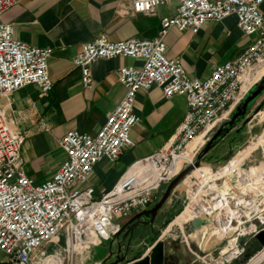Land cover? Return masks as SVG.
<instances>
[{"label": "built area", "instance_id": "obj_1", "mask_svg": "<svg viewBox=\"0 0 264 264\" xmlns=\"http://www.w3.org/2000/svg\"><path fill=\"white\" fill-rule=\"evenodd\" d=\"M21 1L0 0V264H37L38 253L47 245L60 251L67 264H76L91 248L116 236L133 216L149 209L182 170L202 158L199 154L206 141L224 127L262 79L264 73L255 67L264 65V0H122L145 15H155L164 5H173L175 11L162 17L161 29L153 38L113 41L103 33L83 44L73 61L85 88L91 86V65L98 59L133 57L142 64L118 69L125 93L97 134L72 129L58 139L66 158L42 182L29 175L27 134L2 103L28 85L37 86L42 96L53 87L49 72L52 48L16 38L13 25L3 19ZM230 16L255 40L237 58L215 64L209 76H191L180 56L168 54L165 38L170 28L197 34L207 22L219 23ZM153 86L160 87L167 98H186L187 110L174 137L132 164L110 189L98 195L90 185L95 165L104 158L116 163L135 145L131 130L138 121L136 94ZM43 129L49 131L46 125ZM199 136L204 143L192 152L191 144ZM218 180L216 188L225 193L202 195L209 207L202 221L221 235V243L225 241L217 258L230 264L247 255L250 239L264 231V184L243 171L238 173L239 184L226 179L222 187ZM58 260V255H52L44 262L62 264ZM259 264H264V258Z\"/></svg>", "mask_w": 264, "mask_h": 264}, {"label": "crops", "instance_id": "obj_2", "mask_svg": "<svg viewBox=\"0 0 264 264\" xmlns=\"http://www.w3.org/2000/svg\"><path fill=\"white\" fill-rule=\"evenodd\" d=\"M174 11L173 5H164L155 15H145L134 12L131 3L122 0H22L3 14L4 21L13 25L16 38L30 45L50 47L53 50L49 58L53 87L47 95L42 96L37 86L28 85L2 100L5 108L13 114L20 128L27 134L30 156L27 170L36 182L50 179L65 160L66 154L58 146V139L72 129L90 135L97 134L108 115L121 101L125 87L118 81V69L121 66L142 64L140 59L133 57L98 59L91 65V86L85 88L81 81V71L73 61L83 44L103 33L113 41L132 37L153 38L161 29L162 17L171 15ZM262 11L264 13V3ZM165 39L170 56H180L191 76L205 78L215 64L237 58L255 40V36L245 35L237 26L235 16H230L219 23L207 22L197 34L172 27ZM255 70L264 73V65H257ZM260 83L264 85V75L247 95ZM263 98L264 92L250 104L248 114ZM186 110V98L182 95L167 98L158 86H153L147 92H138L135 102L138 121L131 130L135 145L126 149L116 163L104 158L95 165L90 185L95 188L96 193L100 195L110 189L132 164L172 140ZM44 125L49 127V131L43 129ZM235 127L216 139L212 138L213 144L209 151L214 150L228 135L229 148L235 137ZM257 129H246L237 141L242 136L245 138L251 133L256 134ZM255 140V148L263 144L264 129ZM243 153L239 156L244 155ZM216 154L218 155L209 156L212 161H216L224 152L217 151ZM246 156L236 162L233 160L230 166L224 168V173H228L231 166L240 164ZM39 174L44 176L41 180ZM207 192L211 193V188ZM192 199L204 202L202 187L196 190ZM153 232L154 224L138 228L123 264L140 260L150 253L154 243ZM127 236L130 240L128 231ZM114 242L117 243V240L112 241L111 246ZM127 246L124 248L119 243L111 260L120 253L123 254ZM138 248H141V253L133 254V249ZM217 249L221 253L220 240L210 248V252ZM106 257L99 256L94 262L103 264ZM166 262L171 264L167 255ZM206 264L209 263L206 261Z\"/></svg>", "mask_w": 264, "mask_h": 264}, {"label": "rangeland", "instance_id": "obj_3", "mask_svg": "<svg viewBox=\"0 0 264 264\" xmlns=\"http://www.w3.org/2000/svg\"><path fill=\"white\" fill-rule=\"evenodd\" d=\"M235 128H237V126ZM263 129H264V124L260 129H257L256 134L251 133L247 135L245 138L242 136V138L236 141L234 144L233 156L227 161H222L221 163H219L218 161H212V159L209 156L218 155L216 154L217 151L220 153L224 152L225 154L229 150L230 148V147L228 148L229 135L225 137L223 139V142H221L217 147H215L214 150L208 151L205 154L204 150L212 139L206 141L199 155L203 156L202 158H200V160H205L208 163L200 167L205 168V171L209 177L216 175L217 174L216 171L219 170L223 165L225 166L230 160L235 159L240 153L244 152L247 148H249V146L253 143V141L261 134ZM222 133L223 134L226 133L224 131V127H223L221 134ZM203 143H204V139L202 140L200 145H202ZM261 149L264 151V141L260 147H257L255 152ZM255 152L250 153L246 156L249 159L248 160L246 159V162L242 164L240 168L241 172L242 171L245 172L250 169V165L255 161V157H254ZM213 163L215 165H213ZM209 165H213L212 168ZM241 172H239L238 170H235L230 175L224 176L221 179H219L217 183H219L220 186L225 187L226 182H224V180L227 179L232 184H239L238 173H241ZM39 175H40L39 179L41 180L44 176L42 174H39ZM199 183L202 184V195L209 194L207 192L208 191L207 185L200 179L197 173L194 174L192 171L174 189L168 201L164 204L162 209L159 211L160 213L158 217H156L154 220V223H153L154 224V232H153L154 234L152 235L153 236L152 241L155 242L159 238L164 240L165 245H166L165 246L166 255H167L168 260L171 262V264H189L191 263V261L200 260V258L198 257L195 258L193 253L196 254L197 256L203 257L204 258L203 261L205 262L207 261L209 264H220L216 262L217 256L220 254L219 249L214 250L213 253L210 252V248L216 242H218L217 235L213 233V235L210 236V233L212 231L208 227H205V219H204V222H202V224L198 227L192 224L191 219L189 217H180L176 219L175 221H173L175 217L180 213L179 212L173 218V220H171L168 224H166L167 219L172 214H174L179 209H181V211L183 210L185 204L187 203L188 195L191 193L190 198H192L196 190L201 188V184ZM162 194L163 193H161V195ZM161 195L155 199L152 205L155 204V202L161 197ZM170 199H172V201H170ZM203 200H204L205 206H207V200L205 198H203ZM143 220L149 221V218L145 216L143 217ZM128 236H127V232L121 233L119 235L116 234V236H114L110 240L104 241L101 245L91 248L89 250L88 256L86 258H83L82 260H78L76 264H96V262L94 261L99 256L100 257L108 256L110 255V251L113 252V254H115V249L117 248L119 243L124 248L128 245L127 244L129 242ZM115 239L117 240V243L114 242L113 246H111L112 241H115ZM221 245L223 249V246L225 245V241L221 243ZM260 247H261V244L259 243L258 239L252 238V242L250 239L248 246H247V255H245L243 258H240L239 259L240 261L237 262L236 264H244L245 259L248 258L255 251H257ZM141 251H142L141 248H138V249H133L132 252L133 254H137L138 252L141 253ZM52 255H58V257L62 261V264H67L66 261L63 260V255L61 254V252L57 251L56 248L53 247L52 245H47L44 248H42L40 252L38 253V256L35 261L39 262L37 264H46L44 260H48L49 258L52 257ZM2 257H3V254L0 252V258ZM60 260H58V263H61Z\"/></svg>", "mask_w": 264, "mask_h": 264}, {"label": "water", "instance_id": "obj_4", "mask_svg": "<svg viewBox=\"0 0 264 264\" xmlns=\"http://www.w3.org/2000/svg\"><path fill=\"white\" fill-rule=\"evenodd\" d=\"M264 92V85L262 83H260L258 85V87L253 90L249 95L246 96V98L244 99V101L241 103L240 106H238V108L235 110V112L233 113L231 119L228 121V125L229 128L228 130H226L227 132L233 128L234 126H237L236 130H235V137L233 139V143L230 145L229 150L222 155L220 158H217L216 161L222 162V161H227L228 159H230L233 154H234V144L237 141L238 137L241 135V133L243 131H245L246 129H257V128H261L264 124V98L261 102H259L257 104V106H255V108L248 114V108L250 106V104L252 102H255L256 99L262 95ZM256 119V120H255ZM223 128H221L217 134H215V136L213 137V139H216L220 136L221 132H222ZM225 131V132H226ZM213 142L210 141L208 143V146L205 148L204 153H207L211 146H212ZM255 161L254 163H259L261 160H263V153H262V149L258 150L255 152ZM208 162L205 160H200V158L192 165L188 166L187 168H185L184 170H182L166 187L165 190L163 191V194L161 195V197L155 202V204L143 211L140 212L138 214H136L135 216H133L130 220H128L122 227V229L117 233V235H119L121 233V231L132 221H134L135 219H138L142 216H147L149 218V222L150 224L154 223V220L158 214V212L162 209V207L164 206V204L168 201L169 197L171 196V194L173 193L174 189L179 185V183H181V181L190 173L192 172L195 168L200 167L202 165L207 164ZM184 197V196H183ZM202 219L201 220H196L193 225L198 227L202 224ZM133 235L134 233L131 232L130 233V240H129V245L127 246L126 251L123 254H119V256H117V258L112 259L113 257V252L110 253L109 256H107L105 258V260L103 261V264H123L124 261L126 260V256L127 253L130 250V243L133 239ZM256 238L260 241L261 243V247L255 251L253 254H251L248 258L245 259V263L244 264H248L249 261L256 256L260 251L263 250L264 248V231H261ZM121 248V247H120ZM193 253V252H192ZM193 255L195 256V258H197V255L193 253ZM128 264H167L166 262V251H165V242L162 239H157L154 243L153 246L151 248V251L149 254H147L146 256H144L143 258H141L140 260H137L135 262L132 263H128ZM189 264H206L205 261L203 260H195V261H191V263Z\"/></svg>", "mask_w": 264, "mask_h": 264}, {"label": "bare ground", "instance_id": "obj_5", "mask_svg": "<svg viewBox=\"0 0 264 264\" xmlns=\"http://www.w3.org/2000/svg\"><path fill=\"white\" fill-rule=\"evenodd\" d=\"M203 139L204 138L202 136H199L198 138H196V140L191 144L190 150L192 152L197 150L201 146L200 143L202 142ZM256 146H257V143L255 140V143H253L251 146H249L247 151L245 150L246 151L245 154L242 152L244 155H241V156L238 155L235 159H233L234 162H236L239 158L246 156L247 154L253 153L257 149V148H255ZM246 159L248 160L249 158L246 157L245 160H243L240 164H236V165L231 166L228 173H224L223 170L225 167L230 166V164L233 160H230L225 166H222L221 169L217 170L216 173L219 172V174H216L212 177H209L205 171V168H201V167L195 168L193 170V173L194 174L197 173L199 175L200 179L207 185V188L208 189L211 188V192H215V193L217 192L219 194H224L225 193L224 191H220L219 189L216 188V180H218L224 176L230 175L235 170H238L239 172H241L240 168H241L242 164L246 162ZM245 175H246V177L251 178L253 180L262 181L264 184V161L261 160L259 163H252L250 165V169L248 171H245ZM199 184H201V183H199ZM201 187H202V184H201ZM190 194L188 195L187 203L185 204L183 210L175 217V219L173 221H175L176 219H178L180 217H189L191 219L192 224H193L196 220H201L202 217L204 216V214L207 211H209L208 205L205 206L204 202L201 203V202L194 201L192 198H190ZM207 203H208V201H207ZM213 233H215V232L212 231L210 233V236H212ZM220 238H221V235L217 236L218 241L220 240ZM263 258H264V250L260 251L256 256H254L249 261L248 264H259ZM216 262L220 263V264L223 263L222 259H220V258H217Z\"/></svg>", "mask_w": 264, "mask_h": 264}, {"label": "flooded vegetation", "instance_id": "obj_6", "mask_svg": "<svg viewBox=\"0 0 264 264\" xmlns=\"http://www.w3.org/2000/svg\"><path fill=\"white\" fill-rule=\"evenodd\" d=\"M225 126V125H224ZM142 216L138 219H135L134 221H132L131 223H129L122 231L121 233L127 232L129 231V233L133 232L135 233L139 227H148L150 226V222L147 220H143ZM147 217V216H146Z\"/></svg>", "mask_w": 264, "mask_h": 264}, {"label": "trees", "instance_id": "obj_7", "mask_svg": "<svg viewBox=\"0 0 264 264\" xmlns=\"http://www.w3.org/2000/svg\"><path fill=\"white\" fill-rule=\"evenodd\" d=\"M229 128V125H228V121L225 123V126H224V131L228 130ZM213 142V141H212ZM181 212V209H179L178 211H176L174 214H172L168 219H167V223L168 224L171 220H173V218L179 213ZM155 240V239H154Z\"/></svg>", "mask_w": 264, "mask_h": 264}]
</instances>
